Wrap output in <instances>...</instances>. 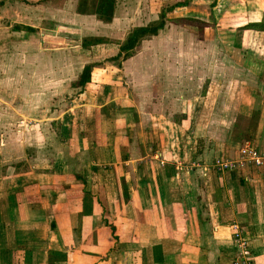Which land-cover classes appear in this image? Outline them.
I'll use <instances>...</instances> for the list:
<instances>
[{
	"label": "crops",
	"instance_id": "crops-1",
	"mask_svg": "<svg viewBox=\"0 0 264 264\" xmlns=\"http://www.w3.org/2000/svg\"><path fill=\"white\" fill-rule=\"evenodd\" d=\"M180 1L184 2H171L173 9L167 14L180 11L176 19L187 18L182 22L190 25L197 24L192 20L218 24L217 14L225 17L226 9L236 3L249 7V22L240 27L264 17V0H206L212 19L196 12L197 1L203 0ZM139 2L142 7L143 0ZM30 4V0H0V12L13 15L20 9L22 14L6 23L0 15V36H14V30L24 37L40 32V21L30 23ZM37 4L41 7V0ZM40 7L41 18L45 12ZM76 13L92 25L114 27L118 21L117 15L100 22L96 14L79 9ZM156 14L150 23L159 19ZM126 17L121 24L130 27L132 20ZM208 26H203V37ZM114 33L108 29L103 35H89L111 40ZM8 45L7 41L6 56ZM201 65V61L195 64L205 76ZM111 68L116 66H94L91 82L80 87L81 95H86L82 117L62 121L66 143L53 150L47 164L38 162L18 172L11 163L0 174V264H233L234 225L243 230L256 264H264V164L204 171L218 156L236 159L246 142L264 156V99L257 108L255 84L244 82L246 92L237 98L235 90L223 97L222 80L211 78L210 87L200 95L191 94L190 80L184 81L189 94L183 96L185 109L172 118L165 113L168 121L163 126L155 123L143 131V122L138 121L142 108L109 75ZM96 71H100L97 78ZM212 87L218 96L208 106L206 94ZM244 118L260 119L253 137L236 126ZM145 133L150 136L144 137ZM9 146L0 144V151L7 152Z\"/></svg>",
	"mask_w": 264,
	"mask_h": 264
},
{
	"label": "rangeland",
	"instance_id": "rangeland-1",
	"mask_svg": "<svg viewBox=\"0 0 264 264\" xmlns=\"http://www.w3.org/2000/svg\"><path fill=\"white\" fill-rule=\"evenodd\" d=\"M153 1L151 4L150 0H143L141 7L139 0H116L114 16L117 15L118 21L114 27L113 23L111 27H104L101 23L92 25L80 20L85 17L77 16L76 9L97 10L106 0H41V7L38 0H30V23L38 24L40 21V32L38 29L31 36L24 37L14 30V36H0V144H10L9 154L6 148L0 151V174L6 173V167L11 163L18 172H26L38 162L47 164L53 158V150L65 145L62 123L69 117L81 118L83 114L82 102L86 95H81L82 88L75 83L88 62L103 67L116 66L108 73L117 78L119 86L126 88L131 101L142 108L139 112L143 117H138V121L140 125L143 122V131H149L155 123L163 126L168 121L165 113L172 118L185 109L183 96L189 94L182 83L187 80L191 82L190 93L199 95L210 87L211 78L222 80L223 97L235 90L233 93L237 98L246 92L244 82L248 80L255 84L254 90L259 94L256 107L261 108L264 99V34H251L249 29L240 27L247 20L249 22L246 9L249 7L246 5L236 3L234 7L227 8L223 18L217 14L216 22L219 23L207 25L206 37H203L205 32L199 30V22L190 25L176 19L177 14H182L180 11L168 13L166 26L157 36L144 39L131 57L115 59L128 32L139 25L149 24V18L155 17L156 12L160 18L161 12L176 0ZM197 2H200V7L196 12L200 16L207 14L210 19L215 18L206 0ZM39 7L45 12L41 18L38 17ZM218 10L221 11L220 8ZM16 11L14 14L22 15L20 9ZM57 11L62 14L60 18ZM14 14L0 12L4 16L3 23L20 18ZM56 15L58 20L54 19ZM96 16L100 22H106L105 17ZM126 16L132 20L130 27L121 24ZM218 27L221 30L218 31ZM108 29L115 32V38L89 49L81 47L84 36L89 37L94 32L103 35ZM200 61V68L206 69L205 76L200 75L195 66ZM170 65L173 67H168ZM99 73L94 72V77L97 78ZM232 80L234 85H231ZM217 96L212 87L206 94L205 104L213 105ZM88 103L92 102L89 100ZM236 126L240 131L252 132L248 135L253 137L260 127V119L244 118ZM146 136L150 134L145 133ZM213 166V162L207 164L204 171Z\"/></svg>",
	"mask_w": 264,
	"mask_h": 264
},
{
	"label": "trees",
	"instance_id": "trees-1",
	"mask_svg": "<svg viewBox=\"0 0 264 264\" xmlns=\"http://www.w3.org/2000/svg\"><path fill=\"white\" fill-rule=\"evenodd\" d=\"M116 0H106V2L102 3L100 8L97 10H80L81 13H92L97 14L98 17H105V20H112L114 17V11L116 8ZM188 3V2H181ZM173 7H170L166 10H163L160 14V18L147 24L144 26H138L134 28L126 37L125 41L121 43L120 45V52L118 53V56L115 57V59H118L120 57H123L124 59H127L133 55L134 49L137 47L138 44H140L144 39H147L148 37H152L155 35H158L160 30L165 28L166 26V17L167 12L172 10ZM186 21L187 18L180 19V21ZM192 20V19H191ZM193 22H198L197 20H192ZM204 25H208L206 23H202L200 27L201 31H204ZM243 29H254V30H260L264 31V17L259 22H250L242 27ZM34 30V28H30ZM110 41V39L106 37H100V36H89L82 39L81 47L84 49H89L92 46L103 44L105 42ZM96 64L94 63H88L85 65L82 73L79 76V79L75 83L78 87H85L89 82L92 80V73L93 68Z\"/></svg>",
	"mask_w": 264,
	"mask_h": 264
},
{
	"label": "built area",
	"instance_id": "built-area-1",
	"mask_svg": "<svg viewBox=\"0 0 264 264\" xmlns=\"http://www.w3.org/2000/svg\"><path fill=\"white\" fill-rule=\"evenodd\" d=\"M213 164V168L218 172H228L245 168L248 165H262L264 164V156L257 147L250 142H246L241 147L240 155L236 159H226L218 156L214 159ZM233 228L235 230L234 242L236 246V256L233 264H256L243 230L238 225H234Z\"/></svg>",
	"mask_w": 264,
	"mask_h": 264
}]
</instances>
